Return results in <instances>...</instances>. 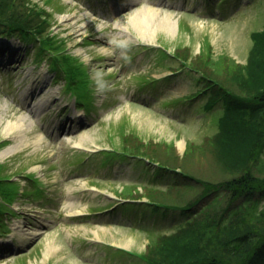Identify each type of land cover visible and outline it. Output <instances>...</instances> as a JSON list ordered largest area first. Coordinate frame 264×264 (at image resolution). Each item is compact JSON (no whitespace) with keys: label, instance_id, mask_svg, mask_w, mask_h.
Returning a JSON list of instances; mask_svg holds the SVG:
<instances>
[{"label":"rangeland","instance_id":"1","mask_svg":"<svg viewBox=\"0 0 264 264\" xmlns=\"http://www.w3.org/2000/svg\"><path fill=\"white\" fill-rule=\"evenodd\" d=\"M32 1L51 6L58 38L87 63L83 76L89 78L84 89L90 104L81 118L75 110L76 94L83 95L67 90L69 80L62 68L50 65L60 63L58 56L65 47L58 53L59 45L41 61L37 48L35 53L25 45L11 69L0 66V141L7 140L0 152L26 142L0 156V162L8 164L3 175L17 183L18 191L25 188L24 195L18 193L9 202L18 214L4 213L10 208L4 205L0 221L7 223L8 231L16 223L38 231L29 239L17 232L11 245L0 242V264H146L143 258L116 253L119 248L136 253L145 249L144 226L134 218L155 221L156 228L169 231L175 225L169 224L181 220L178 214L161 220L141 206L144 201L132 202L134 209L125 213L120 209L90 213L89 207L116 200L125 203L129 200L121 201L117 192L145 190L136 187L138 183L164 187L168 176L175 181L171 170L115 155L120 154L122 141H144L161 152L162 144L174 145L182 155L216 133L224 112L222 100L207 109L210 93L201 89L208 82L200 70L188 66L200 52L222 69L227 58L234 65L245 63L252 33L264 28V0ZM144 7L153 14L143 18L150 22L142 35L131 15L136 10L145 13ZM165 13L176 21L174 28L162 26ZM177 50L185 59L177 56ZM30 87L33 93L27 99L24 92ZM191 94L196 95L188 98ZM21 115L27 116L24 138L15 132L5 134V122ZM36 135H41L39 141ZM114 148L113 155L104 152ZM261 158L264 163V152ZM30 171L40 178L32 187L35 195L27 194L31 182L23 180ZM98 183L100 188L93 186ZM261 208L264 203L257 204L255 212ZM6 232L0 231L2 240Z\"/></svg>","mask_w":264,"mask_h":264},{"label":"trees","instance_id":"2","mask_svg":"<svg viewBox=\"0 0 264 264\" xmlns=\"http://www.w3.org/2000/svg\"><path fill=\"white\" fill-rule=\"evenodd\" d=\"M7 22L22 34L46 35L51 19L24 0H0V25ZM251 38L245 63L227 58L222 69L200 52L189 65L208 82L210 105L224 104L218 130L205 144H192L180 155L174 145L162 144L161 152L144 141L121 142L128 153L180 168L166 187L125 195H146L162 215L184 217L169 234H145L146 247L137 255L146 264H264V209L255 212L264 200V28ZM49 43L46 48H54ZM178 50V57H186Z\"/></svg>","mask_w":264,"mask_h":264},{"label":"bare ground","instance_id":"3","mask_svg":"<svg viewBox=\"0 0 264 264\" xmlns=\"http://www.w3.org/2000/svg\"><path fill=\"white\" fill-rule=\"evenodd\" d=\"M144 12L142 14V10H136V12H134L132 15H131V19L135 22V26H137V30L142 34L144 35L145 33V24H147L148 22L150 21H147V20H144L143 18H146V15L148 14H153V13H149L150 12V9H146V7H144ZM147 12V13H146ZM151 12H157V11H151ZM142 15H141V14ZM162 18L161 19V23H162V26L167 28V29H172L174 28L175 24H176V21H174L170 14L168 13H165L163 16H161ZM32 88L30 87L29 89H27L25 91V95H31L33 91H31ZM27 116L26 115H21L17 120H8L5 122L4 126H3V131L5 132V134H8L9 132H15V136H20L21 138H24L23 135L24 133H26V130H28V127L25 125L24 123V119L26 118ZM2 121V118L0 116V122ZM36 138L37 140L36 141H39L41 139V135H36ZM26 142L24 141H19L17 143H15L14 145H11V146H8L7 148H5L4 150H2L0 152V156H5L11 152H13L17 146H20V145H23L25 144ZM19 226V224H18ZM20 233L21 235L24 237V238H29L30 236H32L33 234H35L36 232L33 230V229H30V230H27L25 229V231H23L21 228H20ZM2 264V263H1Z\"/></svg>","mask_w":264,"mask_h":264}]
</instances>
